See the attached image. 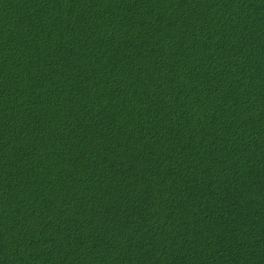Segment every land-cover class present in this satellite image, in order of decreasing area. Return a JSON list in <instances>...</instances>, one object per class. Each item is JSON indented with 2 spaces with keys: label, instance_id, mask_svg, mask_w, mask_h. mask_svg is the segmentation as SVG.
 Returning <instances> with one entry per match:
<instances>
[{
  "label": "trees",
  "instance_id": "obj_1",
  "mask_svg": "<svg viewBox=\"0 0 264 264\" xmlns=\"http://www.w3.org/2000/svg\"><path fill=\"white\" fill-rule=\"evenodd\" d=\"M0 264H264V0H0Z\"/></svg>",
  "mask_w": 264,
  "mask_h": 264
}]
</instances>
